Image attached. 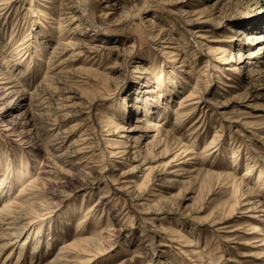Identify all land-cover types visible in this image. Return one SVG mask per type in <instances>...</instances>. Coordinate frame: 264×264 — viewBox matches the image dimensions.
Instances as JSON below:
<instances>
[{
    "label": "rangeland",
    "instance_id": "1",
    "mask_svg": "<svg viewBox=\"0 0 264 264\" xmlns=\"http://www.w3.org/2000/svg\"><path fill=\"white\" fill-rule=\"evenodd\" d=\"M5 1H8L4 5L6 12L0 14V63L9 57L19 63L11 73L17 91L24 89L7 99H12L16 105L6 107V118L22 109L21 96L41 80L47 61L54 62L47 76H56L57 81L54 78L53 84L59 90L55 91L54 99L65 105L59 113V125L66 128L78 123L67 138L77 137L88 127L92 129L88 138L99 140L97 149H103L106 139L109 143L124 139L127 142L124 152L111 158V165L97 162L96 169L108 181L119 179L121 170L131 166L134 167L122 174L127 178L120 181L140 182L144 174L150 172V191L145 199L151 200L158 192L166 198L176 195L187 185H180L190 175L184 171L196 168L198 163L216 172H232L235 181L241 180L242 188L235 193L232 179L221 176L210 194L197 202H193L195 191L183 188L177 209L160 214L164 218L158 220H152L150 214H137L141 207L133 203L131 242L124 243V238H117L110 253L90 264L120 262L126 255L124 246L129 253L139 240L143 225L137 220L139 218L145 220L148 233L153 236L154 250L138 264H264V38L261 46L252 43L254 39L249 42L245 38L251 33L264 35V0H86L88 9L84 12L80 10L83 5L77 0H66L74 7L79 6L72 13L78 18L74 23L78 26L72 29L77 36L63 34L64 44L55 49L58 53L55 57L54 54L51 56V51L57 40L59 15L48 14V0H0ZM195 12H200V17L191 16ZM188 16L199 17L198 22L186 24L184 19ZM159 27L161 33H166L165 36L174 42L171 46L178 47L177 56H166L162 53L166 49L160 52V43L153 38ZM235 28H240L243 33H235ZM193 29L199 31V36L192 32ZM11 30L13 37H10ZM23 38L26 40L22 45L26 47L22 52H10V48ZM74 43L82 44V47L74 46ZM238 53L242 59L247 55L240 66L236 63ZM150 70L160 77V84L155 83ZM194 85L202 90L204 102L187 116L179 130L173 129L181 144L175 146L173 141L169 142L164 151L162 148L169 138L165 131L172 127L177 103L181 96L194 90ZM126 104L130 106L129 112ZM186 104L188 101L183 102ZM106 115L124 125L123 132L107 135L109 129L112 132L116 127H110ZM147 120L158 125L157 138H161V142L144 161L137 157L131 162L129 154L133 151L134 137H138L137 141L144 149V142L156 131V127L145 126ZM92 126H95L94 130ZM217 126L220 129L218 136L210 143ZM3 134L0 128V174L8 175L6 181L11 189L7 197L13 198L21 184L36 174L38 163L31 161L33 167L26 173L22 163L29 156H22L19 142L11 140L14 142L11 143ZM121 134L123 136H119ZM67 138L63 139L61 151L68 143ZM179 145L181 160L187 162L172 160ZM6 157L10 159L9 164ZM107 157L105 155V160ZM249 164L250 171H246ZM18 173L20 179H16ZM88 176L98 175L91 171ZM100 182L91 195L83 198L84 191L80 190L51 208L49 220L42 224L39 233L40 239L45 241L37 249L39 252H35L38 264L49 261L56 255L59 245L76 234L85 209L93 204L99 188L105 185ZM3 199L0 198V204ZM235 199L237 203H233ZM222 201L234 206L227 217L221 209ZM121 217L118 222L126 224L125 218ZM203 217H208L205 223L199 219ZM210 219L216 220L217 224L211 226ZM175 220L179 230L192 239L191 245L162 230L152 233L150 222L167 226ZM93 221L94 218H90L81 223L85 235L105 227V222L98 227ZM30 231H22L21 237L25 239ZM49 240L51 245L47 248ZM33 245L28 246L27 255L33 251ZM10 249L1 252V262ZM26 260V264L34 261L30 262L29 256Z\"/></svg>",
    "mask_w": 264,
    "mask_h": 264
},
{
    "label": "bare ground",
    "instance_id": "2",
    "mask_svg": "<svg viewBox=\"0 0 264 264\" xmlns=\"http://www.w3.org/2000/svg\"><path fill=\"white\" fill-rule=\"evenodd\" d=\"M7 2L8 1L0 2V14H5L6 11H4V9L6 6L4 5L7 4ZM77 2L83 5V8L80 9L83 12L88 9V2L86 0H77ZM48 3L50 4L48 7V14H52L54 12V15H59V19L57 21V40L53 45V50L51 51V56L53 57L54 54L55 57L58 55L55 49H58L59 46L61 47L64 44L61 38L63 34L77 36L73 33L72 29L73 27L78 26V24L74 25V23L78 21V18L76 17V14L72 13L77 10L79 6L74 7L66 0H48ZM93 4L94 2L92 1V5ZM192 14L191 16L197 15L200 17V12H195ZM106 16L107 13H105L104 17ZM199 17L191 18L188 16L184 19V22L190 25L193 22H198ZM49 18L51 19L52 17ZM59 22H63L65 24L62 25L63 23L60 24ZM162 28L159 27L157 33L153 37L155 40L158 39L160 43V52L166 49L164 52H162L166 54V56H177L175 51L178 47H175L174 45L171 46V43L174 42H171V40L165 36L166 33L164 35L161 33ZM195 29H193L192 32L195 33L196 36H199L197 34L199 31ZM235 29V33H243V31L241 32L240 28ZM12 32L14 31L11 30L10 37H13ZM75 38L76 37H74V39ZM245 38L246 41L249 42L254 39L252 43L254 42L256 45L261 46L260 44L264 38V35H262V33H251L247 34V37ZM25 40L26 38H23V40L19 42L18 45L10 48L12 49L10 52L16 53V50H18V52L21 53L22 49L26 47L22 45L23 41ZM69 42L70 41H68V43ZM12 44L13 43H11V45ZM77 44L79 43H74V46L82 47V44ZM246 57L247 55L244 58ZM244 58L242 59L241 55L238 53L236 63L240 66L241 63L244 62ZM11 60V57L8 59L4 58V60L0 63V128H2L4 131L5 135L3 134V136H5L7 140H17V142H19L17 145H20V154H22V156H24V154L29 156L26 157V160L22 163L25 172H28L33 167V165H31V161L38 163V168L36 174L30 176L25 180L26 182L21 184V187L18 189V193L13 198L7 197V194L11 189L7 185L8 181H6L8 175L4 176L0 174V198H4L0 204V255L1 252H5L7 249L11 248L10 251L6 253L3 261H0V264H26L27 256L30 257V262L34 259L33 263L30 264H36L35 262L37 261L35 258L37 257V254L35 255V252H39L37 249L39 246H43V241H45V239H43V241L40 239L41 234L39 235V233L40 230H42V224H44L46 220H49L48 217L51 215V208L54 205H59L63 201V198H67L68 195L79 192L80 190L84 191L83 198L85 196L91 195L93 188L99 187L101 185L100 181L105 183V185L102 187V189L99 188L100 192L98 198L93 201L91 206L85 209L82 221H80L77 225L76 234L70 240L62 242L59 245L60 247L57 250L56 255L53 256L49 261L45 262V264H90V262H94L100 256L110 253V250L114 249L113 247L112 249L111 246L116 244L117 238H124V243L131 242V230L133 227V216L135 214V212L133 213V211H131L133 209V203L135 206L139 205L141 207V212H138L137 214H150L152 216V220L154 218L158 220L164 218V216H161L160 214L165 215V213H168L171 209H177L179 205L178 198H182L183 194L181 192L183 188L185 190L190 188L189 190L193 192L195 191L196 194L194 199L192 198L193 202H197L198 199H201V197H203L205 194H210L209 192L211 191L212 187L216 184V182H218L217 180L220 179L221 176H226L227 178L232 179V191L234 190V192L237 193L241 190V180L235 181L236 179H234L232 172L220 173L209 170L210 168H204L202 163H198L199 165L196 168H187L188 170H185L184 173H188L190 175H188L186 182L182 181V183H180L181 187L184 186L183 183H187L186 187L179 189L176 195H170L167 198L162 193L158 192L152 195L154 197L151 200L145 199L148 191H150L148 190L149 185H151L150 172H146L140 182L129 180L120 181L121 179L127 178V176H122V174L125 171H130L134 166L127 168V170H121V177L119 179L114 178L111 181H108L105 176L98 172L100 170L96 169V167L99 165L97 162L104 161L105 165H111V158L117 154L123 153L127 142L124 139L119 142L109 143L108 139H106L103 142V149H101V147H98L99 149H97L96 146L99 145V140L96 139L95 141H91V138H88V135H92V132H90L92 129L88 127L83 129L82 132L84 133H80L77 135V137L67 138L70 136L73 130L77 128H75V126H78V123H74V126L70 125L66 128L62 127L63 129L59 125L61 124L59 113L65 108V105L63 102L55 101L56 99H54L55 91L59 90L58 86L53 84L54 78L56 80V76H52V78H48L47 76L48 70L54 62L47 61L41 80L36 85H34L30 91H27L25 95L21 96L20 102L21 105H23L22 109L15 112L13 116L6 118V107L9 105L11 107L16 105V102H13L12 99H7L13 93L24 91L23 88H21L20 91H17V84L14 82L15 77H13L11 70H15L19 63L16 64ZM214 60H217V58ZM204 66L206 65H203V67ZM212 67L214 68V65H212ZM150 73L152 74L155 83L157 85L160 84V77H156L151 70ZM104 74L106 75L108 72H104ZM225 85L229 86L230 84ZM193 88L194 90H191L186 95L181 96L177 103L178 106L174 111L175 117L172 127L165 131V133L169 135V138L162 148L164 151H166V146L169 142L173 141L174 144H176L175 146L181 144V140H179V137L177 134H175L176 132H173V129L179 130L182 122L189 117L188 115L194 112L196 107L204 102V94L201 92L202 90L199 91L195 85ZM185 101H188V104L183 105V102ZM125 107L127 108L126 111L129 112L128 107L130 106L126 104ZM106 119L108 120V123H111L110 127H116V130L112 132L109 129L107 135L116 133L118 134L120 131L123 132L124 125L111 120V117L107 115ZM146 123L148 125L145 126L156 127V131L150 138H148L149 140L147 139V142L145 141L146 143L144 142V149L140 147V144L137 141L138 137H134V143L131 146L133 151L129 154L131 157L129 160L131 162L135 161L137 157H140V160L144 161L151 154L154 146L156 147V145L161 142V138H157L159 132L158 125L155 124V122H152V120H147ZM94 129L95 126L93 127V130ZM219 130V126L214 129V135L212 139L213 141L210 143L215 141ZM87 131H89V133H87ZM119 136L123 135L121 134ZM65 137L68 139V143L61 151V145ZM12 141L11 143H14ZM95 142L96 144L94 145ZM213 146L210 145L209 147ZM178 149H180V145L175 151L176 153L173 155L172 160L179 161L180 163L187 162L186 160H181V153L178 152ZM105 155H108L106 160ZM38 156L41 157L39 158ZM6 161L8 163L10 159L6 157ZM250 166L251 165L249 164L247 167L248 170L246 171H250ZM91 171L96 172L98 176H88ZM192 172L194 173L191 174ZM19 173L17 174L16 179L21 178V174L19 175ZM227 178L225 179L227 180ZM110 188H113L112 191H110ZM233 203H237L236 199L233 201ZM112 204L113 206L109 208V206ZM119 204L121 205L118 208L117 205ZM232 206V204L228 205L224 202L221 204V209L222 211L224 210V216L227 217V213L229 215ZM122 210H124L123 213H121ZM121 215L125 218V222H127L126 224H121L118 222V218ZM90 218H94V226L99 227L101 222H105V227L102 229L100 227L98 231H92V233L85 235L83 232L84 230H82L83 225H81V223L86 222ZM207 218L203 217L199 219L201 222L205 223ZM137 220H140V223H143L141 226V234H139V240L137 241L136 246L129 253L127 251V246H124L123 252L126 255L121 257L119 260L120 262L116 264H138L148 254H150L151 251L154 250L152 248L153 236L148 233L149 229L146 227L145 220L141 218ZM173 222L174 223H169L167 226H163L161 223L158 225L154 224L152 221L150 222L153 226L151 231L153 234L157 230L165 231L169 235L176 236L181 241L187 242L188 246L191 245L190 242L192 239H189V236L179 230V223H177L178 221L175 220ZM210 223L212 226L213 224H217V221L210 219ZM113 226L115 228H113ZM24 230L32 231H30L31 234L29 233L25 239L21 237L24 234L22 233ZM51 240L47 242V248L50 247ZM29 245H33V251L27 255Z\"/></svg>",
    "mask_w": 264,
    "mask_h": 264
}]
</instances>
